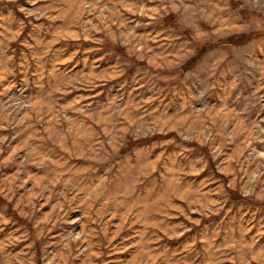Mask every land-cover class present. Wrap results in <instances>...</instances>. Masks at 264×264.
<instances>
[{
	"label": "rangeland",
	"instance_id": "374dc122",
	"mask_svg": "<svg viewBox=\"0 0 264 264\" xmlns=\"http://www.w3.org/2000/svg\"><path fill=\"white\" fill-rule=\"evenodd\" d=\"M0 264H264V0H0Z\"/></svg>",
	"mask_w": 264,
	"mask_h": 264
},
{
	"label": "trees",
	"instance_id": "16d2710c",
	"mask_svg": "<svg viewBox=\"0 0 264 264\" xmlns=\"http://www.w3.org/2000/svg\"><path fill=\"white\" fill-rule=\"evenodd\" d=\"M244 40H247L248 38H251L252 37V34H243L242 35ZM234 36H230V37H226L224 39H220L218 41H216V43H223V44H236V40L233 38ZM241 39V40H242ZM206 47H201L197 50V52L191 56L190 59H188L182 66H181V69L182 70H187L189 68H191L192 66L195 65V62H197L202 56L203 54L206 52Z\"/></svg>",
	"mask_w": 264,
	"mask_h": 264
}]
</instances>
